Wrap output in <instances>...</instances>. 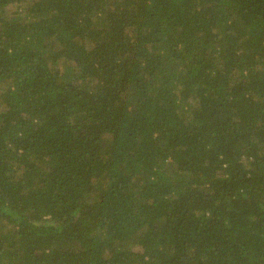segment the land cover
Wrapping results in <instances>:
<instances>
[{
    "label": "trees",
    "instance_id": "16d2710c",
    "mask_svg": "<svg viewBox=\"0 0 264 264\" xmlns=\"http://www.w3.org/2000/svg\"><path fill=\"white\" fill-rule=\"evenodd\" d=\"M0 264H264V0H0Z\"/></svg>",
    "mask_w": 264,
    "mask_h": 264
}]
</instances>
